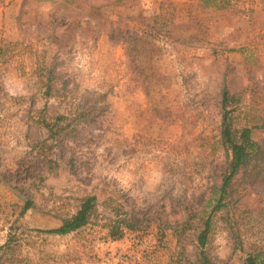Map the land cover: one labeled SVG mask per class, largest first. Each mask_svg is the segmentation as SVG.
I'll use <instances>...</instances> for the list:
<instances>
[{
  "label": "rangeland",
  "instance_id": "obj_1",
  "mask_svg": "<svg viewBox=\"0 0 264 264\" xmlns=\"http://www.w3.org/2000/svg\"><path fill=\"white\" fill-rule=\"evenodd\" d=\"M160 1L0 0V245L13 236L0 264H187L209 212V259L264 252V0L224 12L174 0L154 39L142 29ZM222 88L235 127L257 124L258 154L211 211L226 160ZM83 195L95 197L89 223L43 231ZM114 212L143 225L110 240Z\"/></svg>",
  "mask_w": 264,
  "mask_h": 264
},
{
  "label": "trees",
  "instance_id": "obj_2",
  "mask_svg": "<svg viewBox=\"0 0 264 264\" xmlns=\"http://www.w3.org/2000/svg\"><path fill=\"white\" fill-rule=\"evenodd\" d=\"M194 1L195 6L201 8L212 7L214 10L219 12L227 11L232 6L230 0ZM192 2L193 0L188 1L187 4H190L187 6H191ZM91 9L97 10L95 7H91ZM174 15V0H161L157 13L151 17V20L144 26L145 28L142 29V32L154 39L159 37L160 34L164 35L166 33V28L172 24ZM128 38L126 37L124 39L125 43H127ZM128 50L131 51L132 48L125 45V53H127ZM138 68L140 70V77L145 80L146 75L142 72L145 66L140 64ZM234 99L235 98L233 95L229 94L226 89L222 88L220 93L221 122L219 125V143L225 153L226 160L223 163V172L219 187L220 196H218L215 204L212 206L211 211H217L218 205H220L226 189L235 174L258 154V146L252 140L250 135L251 128L253 126L256 127L257 124H243L241 126L235 127V118H233L231 114L233 110H235L236 106L230 107V105L234 102ZM57 121V119H54L53 124H49L43 119L40 120L43 126L49 130L53 129L52 125H55V122ZM46 163L48 171H51V169L56 165L51 160H47ZM30 206L31 201L25 199L22 206L20 207L19 213L22 214ZM95 206V197L93 195H83L77 199V205L73 214H71L68 218L61 220L58 226L45 229L43 231L49 234L58 235L75 231L89 223L90 217L95 212ZM118 214V212H114L115 218L104 224V227L106 228V236L110 240L119 239L122 236L124 229L137 230L141 227V225H143L141 222L136 223L134 221H128L125 219V217H121ZM210 216L211 212H209V214L203 220L202 227L196 234L195 240L200 248L199 256L194 262H187V264H225L212 261L205 255L202 249L209 232ZM181 231L182 230H177L176 236L180 235ZM12 239V234H7L4 243L0 245V249L7 247L8 243H10ZM240 264H264V252L262 250L248 252L242 258Z\"/></svg>",
  "mask_w": 264,
  "mask_h": 264
}]
</instances>
